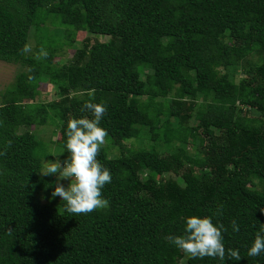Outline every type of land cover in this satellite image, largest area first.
Segmentation results:
<instances>
[{
  "label": "trees",
  "instance_id": "1",
  "mask_svg": "<svg viewBox=\"0 0 264 264\" xmlns=\"http://www.w3.org/2000/svg\"><path fill=\"white\" fill-rule=\"evenodd\" d=\"M44 13L71 29L51 35L34 22ZM78 31L70 61L55 64L62 33L73 45ZM0 60L20 66L0 92V264H264L247 254L264 224V0H0ZM41 81L57 99L35 101ZM93 89L120 155L103 145L98 156L109 207L71 216L39 173L53 155L30 129L55 124L64 161L67 122L91 115L80 108ZM193 215L223 223L241 259H193L166 239Z\"/></svg>",
  "mask_w": 264,
  "mask_h": 264
},
{
  "label": "clouds",
  "instance_id": "2",
  "mask_svg": "<svg viewBox=\"0 0 264 264\" xmlns=\"http://www.w3.org/2000/svg\"><path fill=\"white\" fill-rule=\"evenodd\" d=\"M32 52L31 46L25 44L22 54ZM48 52L41 47L35 54L36 60L46 59ZM95 90L87 91V100L80 111L91 115L79 118H70L67 122L65 148L68 157L61 162L44 160L39 173L42 176H56L55 189L52 197H60L65 203V211L71 216L89 214L93 211L104 210L109 207V200L104 198L103 189L112 181L111 171L98 159L100 149L108 136L106 129L100 126L101 120L107 113V105L96 103ZM11 146V141L8 142ZM6 152H0L5 155ZM70 181L65 187L61 180ZM264 213V210H260ZM219 214V209L217 211ZM233 231H239L235 220L231 222ZM223 223L214 224L212 216H190L186 218V227L182 235L168 236L166 239L190 258H219L225 257L239 261L241 255L238 249L226 248L223 232H226ZM264 253V224H260L254 241L248 249V256L255 257Z\"/></svg>",
  "mask_w": 264,
  "mask_h": 264
},
{
  "label": "rangeland",
  "instance_id": "3",
  "mask_svg": "<svg viewBox=\"0 0 264 264\" xmlns=\"http://www.w3.org/2000/svg\"><path fill=\"white\" fill-rule=\"evenodd\" d=\"M46 18V14L44 13L43 15H41L40 17L36 18V20H34L35 24H40V23H45L48 25L49 31L51 32V35L54 36L53 32H56L58 26H61L64 30H70V26L68 25H60L57 21L54 22V20L49 21V19L47 21H45ZM86 36V33L84 31H78L75 35V40L73 41V45H68L65 41V36L64 33H62L61 35V41L63 42L62 44H60L58 46L57 52H56V57L54 58V63L61 65L62 63H68L70 61V58L74 52V49L76 47H78L80 45L81 40ZM97 38H99L100 40H107L108 36L106 35H96ZM35 44V38L32 37L30 40V46L33 47V45ZM20 69L19 64H12V63H7L4 61L0 60V92L14 79L15 74L18 72V70ZM240 70L235 71L236 74V79L239 77L240 75ZM39 93L35 98V101H43V102H47V101H51V100H55L57 99V95L55 92V88L53 85H51L50 83H47L45 81H41L38 87ZM28 101H31L32 99H34V97H26ZM204 97H201V100H203ZM0 102H1V94H0ZM153 100H149L148 98L144 97L141 100L142 106L143 108L149 107L152 104ZM193 123L192 120H187L184 123L188 124V123ZM31 132L34 133L36 136H38L39 138H41L43 141L46 142V148L48 149V151L52 152V159H46V160H56L59 159L61 162H63V152L62 149L59 147L57 140L59 137L58 134V129L56 128V125L48 122L45 125H41V126H32L31 127ZM108 139H105V144L104 147H106L109 151V155L111 157H116L119 156V150L117 149V146L115 144H112ZM149 144L148 140H135V139H128L125 141V145L126 146H147ZM169 148L171 147V144L169 143H165L162 147L160 148ZM60 183H62L65 187L68 186V184L70 183L69 180L64 179L61 180ZM55 184H56V176H54V184L52 186V189L50 190V192L52 193L55 189ZM44 201V199H43Z\"/></svg>",
  "mask_w": 264,
  "mask_h": 264
}]
</instances>
